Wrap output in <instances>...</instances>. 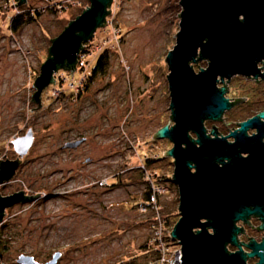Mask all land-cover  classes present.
Listing matches in <instances>:
<instances>
[{
	"label": "rangeland",
	"instance_id": "obj_1",
	"mask_svg": "<svg viewBox=\"0 0 264 264\" xmlns=\"http://www.w3.org/2000/svg\"><path fill=\"white\" fill-rule=\"evenodd\" d=\"M18 1L0 0V158H17L13 139L30 128L35 140L14 177L0 184V193L41 194L6 209L0 264H18L23 253L48 261L56 251L62 252L57 264H146L152 253L143 244L153 209H143L145 189L151 190V183L163 186L162 214L172 222L180 216L174 159L164 153L173 143L153 137L169 120L174 123L166 56L180 29V0H115L107 24L88 41L86 70L73 76L60 70L40 107L32 100L33 83L51 38L90 0L56 11L48 8L54 0L17 6ZM28 7L41 10L39 19H24L13 30L12 17ZM103 50L105 69L79 91L71 82L86 75L85 84ZM207 64L206 59L193 63L197 71ZM224 83L231 99L246 97L222 120L206 121L208 130L214 123L226 134L264 109V80L236 75ZM82 136L87 140L81 146H66Z\"/></svg>",
	"mask_w": 264,
	"mask_h": 264
},
{
	"label": "water",
	"instance_id": "obj_2",
	"mask_svg": "<svg viewBox=\"0 0 264 264\" xmlns=\"http://www.w3.org/2000/svg\"><path fill=\"white\" fill-rule=\"evenodd\" d=\"M114 1L90 0L82 13L51 38L48 56L33 83L32 100L38 107L42 93L56 83L60 70L72 76L77 71L86 42L107 24ZM26 2L19 0L16 5ZM179 2L180 29L166 56L174 123L169 120L153 134L173 143L164 153L174 159L172 180L179 190L180 216L170 233L181 245V264H251L252 257H258L254 264H264V237L240 240L245 224L253 226L252 216L260 218L258 229L264 230V110L227 134H220L214 123L211 130L206 126L207 120H222L227 110L246 98L228 97L226 80L236 75L264 79V0ZM205 59L207 66L197 71L193 63ZM251 128L256 132L250 135ZM85 140H72L66 146L77 147ZM33 143L31 128L13 139L19 156L0 158V184L14 177ZM40 194L27 195L23 189L0 193V224L8 207L34 201ZM61 256L56 251L52 259L41 262L23 253L18 263L57 264Z\"/></svg>",
	"mask_w": 264,
	"mask_h": 264
},
{
	"label": "built area",
	"instance_id": "obj_3",
	"mask_svg": "<svg viewBox=\"0 0 264 264\" xmlns=\"http://www.w3.org/2000/svg\"><path fill=\"white\" fill-rule=\"evenodd\" d=\"M81 2L82 0H54L49 3L48 8L53 11L63 10L71 6H79ZM87 49L88 42H86L85 48L79 56L78 70L80 71H83L84 69L86 70L85 67L88 61L83 58H86V56L88 55V53H84ZM85 79L86 75L81 77V81H78L76 83L73 81L71 82V84L74 87L77 86L78 89L80 87L82 88L84 86L83 81ZM163 188L164 187L160 186V184L155 185L154 183H151L150 191L152 193V199L148 202V205L141 203L143 205L144 210L147 207L153 209V214L149 219L150 235L148 238V244L149 246L153 247L156 251L155 255L148 261L147 264H181V257L183 255L181 245L177 240L172 238L170 232L173 226H171V228H168L166 219L161 212L162 205L159 202V197L163 191Z\"/></svg>",
	"mask_w": 264,
	"mask_h": 264
},
{
	"label": "trees",
	"instance_id": "obj_4",
	"mask_svg": "<svg viewBox=\"0 0 264 264\" xmlns=\"http://www.w3.org/2000/svg\"><path fill=\"white\" fill-rule=\"evenodd\" d=\"M53 11V10H52ZM41 15V10L40 9H33L31 7H28L27 9H25L24 11H22L21 13H18L16 14L14 17H12L11 19V25L10 27L13 29V30H16L18 28V26H20L23 22H24V19L26 21H35V20H38L39 17ZM84 53H89L88 52V49L85 50ZM91 55V54H90ZM107 56V52H105V50H103L102 52H99V54L97 55L96 57V62L95 64H93V66H91V70L90 72L87 74V81L86 83L84 84V86H89V83L91 81H93V79L96 77V75L103 71L105 68H104V65H105V58ZM89 61V60H88ZM83 86V89H85V87ZM144 198L145 200L142 202L146 205H148V202L152 199V193L151 191L147 190V188L145 189V195H144ZM164 215V214H163ZM165 219H166V223H167V226H173V224L176 222V220H174L173 222L171 221V217L169 218L168 215H164ZM149 238V237H148ZM143 246L147 247V248H151V253H152V256L148 259V261L155 255V249L151 246H149L148 244V240L143 244ZM147 261V263H148ZM146 263V264H147Z\"/></svg>",
	"mask_w": 264,
	"mask_h": 264
},
{
	"label": "flooded vegetation",
	"instance_id": "obj_5",
	"mask_svg": "<svg viewBox=\"0 0 264 264\" xmlns=\"http://www.w3.org/2000/svg\"><path fill=\"white\" fill-rule=\"evenodd\" d=\"M256 79H262V78L260 77V78H256ZM262 80H264V79H262ZM262 110H264V109H261L260 111H262ZM260 111H258V112H260ZM258 112H257V113H258ZM257 113L251 114V115L247 116L246 118H244L243 120H246V119H248V118H250V117L256 115ZM243 120L238 121V122H237V125H236L234 128L238 127L239 122H241V121H243ZM234 128H233V129H234ZM230 130H232V129H230ZM230 130H229V132H230ZM229 132H228V133H229ZM254 132H256V129H252V128L249 129V134H250V135L253 134ZM220 134H223V133L220 132ZM226 134H227V133H226ZM83 137H85L86 140H87V137H86V136H82V137H80V138H83ZM80 138H78V139H80ZM34 140H35V134H34ZM75 140H77V139H75ZM86 140H85L83 143H85ZM68 142H69V141H68ZM83 143H81L79 146H81ZM33 144H34V143H33ZM79 146H77V147H79ZM77 147H68V148H71V149H72V148H77ZM9 159H12V158H9ZM13 159H15V158H13ZM250 221H251V223L253 224V226H251V225H249V224H245V232L240 236V240H241V241H244V242H249L250 239H251V237H254L256 240L261 241L262 238L264 237V230H260V229H258V225L261 223L260 218L257 217V216H252V217L250 218ZM230 248L235 249V247H233V246H230ZM246 250H249V249L246 247ZM257 260H258V257H252V258H249L248 261H249L251 264H254ZM17 262H18V261H17ZM41 262H45V261H41ZM18 264H19V263H18Z\"/></svg>",
	"mask_w": 264,
	"mask_h": 264
}]
</instances>
